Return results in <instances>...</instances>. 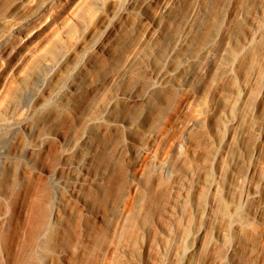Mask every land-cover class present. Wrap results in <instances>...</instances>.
I'll return each mask as SVG.
<instances>
[{
	"label": "rangeland",
	"instance_id": "rangeland-1",
	"mask_svg": "<svg viewBox=\"0 0 264 264\" xmlns=\"http://www.w3.org/2000/svg\"><path fill=\"white\" fill-rule=\"evenodd\" d=\"M2 32L0 264H264V0H0Z\"/></svg>",
	"mask_w": 264,
	"mask_h": 264
},
{
	"label": "bare ground",
	"instance_id": "bare-ground-1",
	"mask_svg": "<svg viewBox=\"0 0 264 264\" xmlns=\"http://www.w3.org/2000/svg\"><path fill=\"white\" fill-rule=\"evenodd\" d=\"M17 26V23H11L10 25H9V29H11V28H14V27H16ZM6 36H7V33L6 32H2V33H0V41H2V40H4L5 38H6ZM250 191H251V189H250ZM246 194V193H245ZM246 196H247V194H246ZM201 229H199L198 231H197V233H196V236H195V244H197L198 243V241H199V239H200V234H201Z\"/></svg>",
	"mask_w": 264,
	"mask_h": 264
}]
</instances>
